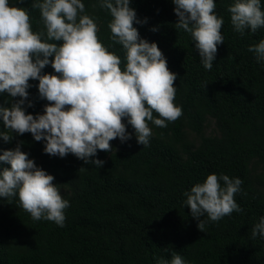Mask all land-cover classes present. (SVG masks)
Returning <instances> with one entry per match:
<instances>
[{"label":"trees","instance_id":"1","mask_svg":"<svg viewBox=\"0 0 264 264\" xmlns=\"http://www.w3.org/2000/svg\"><path fill=\"white\" fill-rule=\"evenodd\" d=\"M35 2L9 0L27 11L33 32L46 33ZM81 2L82 14L94 19L100 42L120 57L123 70L126 53L112 42L110 11L100 7L101 0ZM214 3L215 14L224 21L220 29L224 43L217 45L209 70L191 34L176 28L179 18L173 0H130L137 18L133 26L142 39L157 43L167 67L176 74L174 103L183 113L175 121H165L167 127L148 122L152 129L148 146L137 143L127 118L131 138L113 139L110 151L98 149L90 158L104 161L102 167L86 164L72 153L49 155L44 152L46 142L36 141L30 132L13 131L9 142L0 137V155L19 144L37 167L54 176L62 198L69 201L61 227L34 220L20 205L18 193L0 197V264H159L170 262L173 251L186 264H264V237L252 236L264 217V61L258 62L249 51L264 39V27L255 33L246 29L241 35L228 11L235 0ZM43 74L57 73L48 64L41 69ZM28 83L22 107L26 114H43L50 102L40 97L38 79ZM19 99L2 92L0 107L10 108ZM153 115L159 118L158 113ZM209 119L215 120L219 135L204 134ZM0 132L11 133L2 115ZM6 167L10 164L0 161V170ZM209 174L242 181L234 195L242 211L219 221L205 214L200 218L205 222L203 232L185 204V193Z\"/></svg>","mask_w":264,"mask_h":264},{"label":"clouds","instance_id":"2","mask_svg":"<svg viewBox=\"0 0 264 264\" xmlns=\"http://www.w3.org/2000/svg\"><path fill=\"white\" fill-rule=\"evenodd\" d=\"M173 3L179 18L176 28L191 34L203 66L210 70L217 45L224 43L220 31L224 21L215 14L214 0ZM129 5L130 0L100 3L112 16L108 27L113 44L121 45L126 53L122 70L120 57L100 42L94 19L82 14L85 5L81 0H37L33 7L40 10L46 33L32 31L24 8L0 0V93L21 98L10 108L0 107L5 129L11 130L0 132L5 142L11 141L13 131L30 132L36 141L46 142L44 152L49 155L65 157L72 153L86 164L102 167L104 161L90 158L98 149L110 151L113 139L124 142L131 138L124 118L134 129L137 143L148 146L152 135L148 122L167 127L165 121H175L183 114L174 103L176 74L167 67L157 43L140 37L133 26L136 12ZM228 11L234 29L241 35L246 29L255 33L264 27L261 0H235ZM249 51L255 53L258 62L264 61V39L250 46ZM50 56H54L51 61ZM48 64L59 75H41ZM30 79L39 80V95L50 102L43 114L36 116L26 114L22 107ZM0 161L10 164V168L0 170V197L18 193L20 205L34 220L53 221L63 227L69 201L62 198L53 183L54 176L37 167L19 144L5 150ZM241 183L239 178L209 174L185 193V204L200 231L205 229L200 219L205 214L211 221H219L233 211H242L234 199ZM257 235L264 237V217L252 229L253 238ZM171 256L170 262L159 264H186L175 251Z\"/></svg>","mask_w":264,"mask_h":264},{"label":"rangeland","instance_id":"3","mask_svg":"<svg viewBox=\"0 0 264 264\" xmlns=\"http://www.w3.org/2000/svg\"><path fill=\"white\" fill-rule=\"evenodd\" d=\"M191 134V133H190ZM204 134L206 136H215V135H219V131L217 129V126H216V122L214 119H209L207 124H206V127H205V130H204ZM191 137L194 138V139H198L197 136L195 134H191ZM199 141V140H198Z\"/></svg>","mask_w":264,"mask_h":264}]
</instances>
